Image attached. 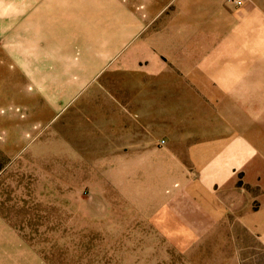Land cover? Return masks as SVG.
<instances>
[{
    "label": "rangeland",
    "instance_id": "rangeland-1",
    "mask_svg": "<svg viewBox=\"0 0 264 264\" xmlns=\"http://www.w3.org/2000/svg\"><path fill=\"white\" fill-rule=\"evenodd\" d=\"M175 2L0 0V264H264V0ZM227 130L253 153L199 232L172 151Z\"/></svg>",
    "mask_w": 264,
    "mask_h": 264
},
{
    "label": "crops",
    "instance_id": "crops-1",
    "mask_svg": "<svg viewBox=\"0 0 264 264\" xmlns=\"http://www.w3.org/2000/svg\"><path fill=\"white\" fill-rule=\"evenodd\" d=\"M212 1L214 5L207 0H194L193 3H190V0H178V2H175L174 13L186 15L196 12L215 13L224 11L223 0ZM170 3L172 1H161L162 5L154 9L152 5L150 12H161L168 8L167 4ZM199 3L201 4L198 6ZM163 4L166 5L163 6ZM193 5L196 6L193 7ZM136 17L135 20L140 25L141 20ZM13 122H16V120L13 119ZM18 125L21 126L19 122ZM19 137L23 138L21 134ZM196 138L198 140L195 137H181L182 156L178 150L177 155H175L176 150H173L172 153L175 159L185 158L189 160L191 166L195 169L191 174L200 178L199 181L190 182L184 187V190L188 192V199L186 207L182 206V216L186 217V219H182L181 222L204 225L203 228L205 230L198 231L206 232L209 225L221 223L225 214L223 207L218 205L217 201L213 202V199H205L203 197L207 196L205 194L211 191L212 184L225 185L228 181L230 182L237 171L244 168L247 170L253 148L249 145L246 136H237L236 134H231L228 130L216 137L209 135Z\"/></svg>",
    "mask_w": 264,
    "mask_h": 264
},
{
    "label": "built area",
    "instance_id": "built-area-1",
    "mask_svg": "<svg viewBox=\"0 0 264 264\" xmlns=\"http://www.w3.org/2000/svg\"><path fill=\"white\" fill-rule=\"evenodd\" d=\"M232 3H234L235 5H240L243 3L244 0H230ZM162 143H165V140L163 139L161 141Z\"/></svg>",
    "mask_w": 264,
    "mask_h": 264
}]
</instances>
